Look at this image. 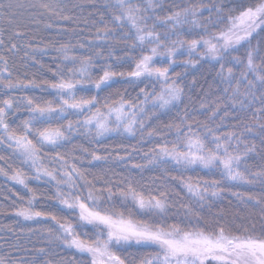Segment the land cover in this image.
<instances>
[{
  "label": "snow or ice",
  "instance_id": "snow-or-ice-1",
  "mask_svg": "<svg viewBox=\"0 0 264 264\" xmlns=\"http://www.w3.org/2000/svg\"><path fill=\"white\" fill-rule=\"evenodd\" d=\"M163 3L164 0H114L109 3L108 8L113 13L110 23L115 28L127 29L117 43L127 45L125 56L128 60L114 55L115 44L108 45L110 50L106 56L100 51L95 55H77L73 53V45L62 44L56 52L64 63H57L52 73L54 80H25L14 78L8 61L0 56V95L6 96L0 99V146L12 150L9 156L0 155V161L4 162L0 165V176L20 185L28 194L27 198L17 195L21 203L15 208L14 215L25 221H51L56 227L44 229L49 243L59 242L63 248L74 250L73 256L79 257L78 264H128L125 254L130 250L146 253L140 264H264V227L259 233L255 231V225L251 229L244 227L243 231L234 230L218 218L204 217L189 204H181L183 211L178 210L175 218L170 220L173 214L169 210L176 205L166 185L155 181L144 184L129 175L121 180H105L97 187L94 180L88 179L85 172L71 162L76 157L61 151L72 142L74 135L81 132L89 136L94 132V138L99 140L113 133L135 136L139 131L143 139L146 121L158 113L170 111L185 95L181 84L169 75L176 63V55L185 44L190 57L202 47L204 52L199 59L218 62L221 71L217 76L228 84L224 89L227 99L218 97L210 120L214 121L222 108L224 115L228 116V104L233 109L239 105L243 110L257 99L261 104L258 112L264 116V56H260L257 63L264 42V0H219L212 7L201 3L171 12L159 26L167 28L170 24L171 29H176L190 24L193 28L204 29L203 33H198L199 39H177L172 41L171 47L162 43L171 39L170 30L162 35L156 32V24L148 26L152 16L157 15L155 9L162 7ZM3 7L0 3V8ZM40 7L51 9L53 6L41 4ZM65 7L66 4L60 5V12L53 14L58 19L70 20V16L62 15ZM204 11L209 15L207 22L202 24L198 17ZM209 25L224 27L209 32ZM47 27L53 25L50 23ZM113 30L105 24L101 31L107 34ZM104 38L97 36L99 40ZM253 39H257L255 46L252 45ZM149 45L152 46L149 48ZM79 46L85 47L83 44ZM87 47L103 48L104 45L90 43ZM241 49H245L244 57L233 55ZM134 50L141 52L139 58L131 54ZM98 58L105 63L97 64ZM157 58L161 65L166 58L167 66H156ZM112 60L116 63H111ZM129 60L133 66H121ZM225 62L232 63L233 67L243 66L241 76L247 80L245 92H240L239 80L232 88L233 67H228L225 75ZM184 63L195 68L199 61L190 59ZM94 68H99L102 74L94 73ZM249 76L254 79H248ZM141 84L144 87L139 88L136 96L127 93V88ZM149 84L153 86L151 91L148 90ZM116 85L127 87L118 94V99L110 102L106 97L100 104V94ZM156 85H159V91ZM24 89H38L50 93L52 98L12 95L14 90L23 92ZM230 90L231 94L227 95ZM256 90H259V96ZM240 96L244 99H238ZM200 107L208 105L202 102ZM21 112L28 115L21 117L18 115ZM17 119L18 124L15 123ZM259 126L264 129V123ZM165 127L169 133L174 132V139H163L151 149L148 164L165 172L170 165L176 166L173 171L196 172L197 178L193 180L191 176L184 178L183 171H180V185L192 203H199L202 208L209 196L219 197L225 190V181L255 182L245 175L247 169L240 170L241 164L246 163L244 158L254 151L255 145L240 151L243 140L236 132L218 134L220 125L213 128L208 122L190 123L186 118ZM245 130L251 132L252 128L245 126ZM157 134L155 129L147 132L149 138ZM91 158L93 161L106 159L95 153H91ZM16 161L19 167H14ZM24 166L35 174L29 176L23 170ZM132 167L142 169L145 165L133 164ZM200 172L211 178L201 177ZM216 173H219L218 178ZM251 175L264 177V169ZM29 179L54 187V196L29 186ZM171 179L176 180L177 176ZM233 195L243 198L240 193ZM42 197L55 199L60 207L56 211L37 210L36 203ZM252 199L248 196V200ZM39 251L43 254L45 250ZM0 264H9V261L0 256Z\"/></svg>",
  "mask_w": 264,
  "mask_h": 264
},
{
  "label": "trees",
  "instance_id": "trees-1",
  "mask_svg": "<svg viewBox=\"0 0 264 264\" xmlns=\"http://www.w3.org/2000/svg\"><path fill=\"white\" fill-rule=\"evenodd\" d=\"M114 3V0H0L4 5L0 8V56H3L8 61V66L13 72L14 78L21 79H49L54 80L52 75L56 70L57 63H64L58 59L59 53L56 49L62 44L73 45L74 54L95 55L100 51L107 55L110 50L108 45L115 44L114 55L124 57L127 45L117 43L124 35L127 29L115 28L111 23L112 11L109 10V3ZM137 2V0H134ZM142 2V0H141ZM219 0H164L163 6L156 8L157 15H153L148 22V26L152 27L156 24V32L163 35L165 31L171 32V39L166 43L167 46H172V41L199 39L198 33H203V28H193L190 24L182 25L179 28L171 29L169 24L167 28L159 26L160 22L171 12L179 8L189 7L203 3L208 7H212ZM11 4L12 7L7 6ZM41 4H50L51 9L40 7ZM67 5L63 9L62 15H68L70 20L58 19L54 12H60V5ZM209 13L203 12V15L198 17L200 22L206 23ZM53 27H47L48 24ZM108 24L109 28L114 29L105 34L101 31L104 25ZM224 25L213 26L209 25V32L218 31ZM21 33L16 35V33ZM175 33H180L177 36ZM97 36H104L102 40L97 39ZM258 39V38H257ZM257 39H253L252 45L257 44ZM103 44V48H88L89 44ZM129 43H131L129 41ZM85 47L81 48L79 45ZM16 45L15 48L12 46ZM152 45H149L150 48ZM187 45L180 48L176 55V63L170 69L169 75L177 79L178 83L184 88L185 95L182 100L170 111L158 113L151 120L146 121V127L143 130L144 138H141V133L138 131L135 136L126 137L123 135L109 137L104 139H95L94 132L92 136L81 132L74 135L71 143L61 149L64 153H70L76 158L71 162L80 167L88 179L94 180L97 187L104 184L105 180H121L125 176H131L134 180L144 184H151L155 181L156 184L166 185L170 191L169 195L175 203V207L170 209L169 219H174V214L179 210L181 204H189L199 214L206 218H218L223 222L231 225L234 230L243 231L244 227L252 228L255 225V231L259 233L264 227V177L257 178L251 173L259 172L264 169V129L260 128V124L264 123V116H261L258 109L261 108L259 99L254 101L250 107H245L243 110L239 105L235 109L228 104L229 115H224L222 108L216 115L214 121L210 120L212 116V108L218 102V97L224 96L227 99L224 89L228 87L227 82H222L217 73L221 71L220 64L212 60H200L199 55L204 52L201 47L191 57L186 51ZM147 51V49L145 50ZM132 55L137 58L141 56L139 50H134ZM245 56V49H241L239 53L233 55ZM264 56V42L261 43V51L257 56ZM199 61L196 67L193 68L190 64L186 65V60ZM231 57H229V61ZM157 58L156 66H167V59L163 65L159 64ZM97 64L105 63L104 60L97 59ZM115 64L116 61L112 60ZM246 63V61H245ZM43 65V67L41 66ZM124 68H130L132 65L129 60L127 64L121 65ZM233 67L232 63L225 62V75L227 68ZM244 68L242 65L233 67L232 88L237 86V80L241 81L239 88L243 93L247 88V80L241 76ZM66 71V69H65ZM94 73L102 74L99 68L92 69ZM180 76H177V74ZM248 79H254L249 76ZM195 82V83H193ZM125 86L116 85L113 88L100 94L99 102L104 103L106 97L113 99L119 98V93L125 91ZM144 87L143 84L136 88H127V93L134 97L139 92V88ZM152 84L148 85V90H152ZM156 90L159 91V85H156ZM231 94V90L227 95ZM13 96L20 95H36L43 96L46 99H51L50 93H42L38 89L14 90ZM256 95L259 96V90H256ZM6 96L0 95V99ZM127 98V97H126ZM238 99H244L243 96ZM250 99V97H249ZM204 102L208 107L201 108V103ZM185 109H187V117H185ZM25 117L28 114L21 112L18 114ZM181 118H186L189 122L202 121L208 122L210 127L218 129L219 133L236 132L240 135L243 143L239 145L240 151H244L245 147L255 145L253 152L249 153L244 158L246 163L240 166L241 171H245L250 179L254 180L251 184L234 183L230 181L224 182V191L219 197L213 198L209 196L208 200L201 208L199 203H192L185 189L180 185V171H173L176 166H168V171L165 172L159 167L148 164L151 149L157 147L158 143L163 139H174V132L169 133L165 125L169 123H179ZM223 118V123H221ZM73 120L76 117H72ZM81 119V117H80ZM82 120V119H81ZM19 123V120H15ZM198 126V125H197ZM245 126H251L252 131L245 130ZM155 129L157 135L149 138L147 132ZM86 149V151L82 150ZM11 149L7 146H0V155L9 156ZM91 153L106 157L100 161H93ZM145 153L149 155L146 156ZM54 155V154H53ZM123 157V159H117ZM4 162L0 161V165ZM133 164L145 165L142 169L133 168ZM19 162H14V167H19ZM51 166V165H49ZM29 176L34 175L27 166H24ZM10 171V170H9ZM184 178L189 176L193 180L197 178V173L193 171H183ZM199 175L204 178H211L204 172ZM172 176H177L176 180H172ZM215 176L218 178L219 173ZM31 187L37 188L46 192L49 196H54L55 188H50L43 181L28 180ZM81 187L83 185L81 184ZM233 193L242 194V199L237 198ZM86 194V189H85ZM17 195H24L27 198V192L20 185L8 180L4 176H0V256L8 259L9 264H78L79 257L73 256V251L63 248L59 242L49 243L47 232L44 229L51 226L55 228L51 221H25L14 215V210L21 203L17 199ZM248 196H252V200H248ZM259 200L261 203H257ZM60 205L55 199L41 198L36 203V209H44L56 211ZM75 219V217H72ZM39 249H44V253H40ZM127 256L128 264H140V260L146 253L130 250Z\"/></svg>",
  "mask_w": 264,
  "mask_h": 264
},
{
  "label": "rangeland",
  "instance_id": "rangeland-1",
  "mask_svg": "<svg viewBox=\"0 0 264 264\" xmlns=\"http://www.w3.org/2000/svg\"><path fill=\"white\" fill-rule=\"evenodd\" d=\"M179 103V102H178ZM177 103V104H178ZM176 104V105H177ZM149 107H150V105H149ZM81 119H83V117H81ZM115 136H119L118 134H115V133H113V134H111V135H109V136H106V137H103V138H100V139H104V138H109V137H115ZM123 136H126V137H132V136H128L127 134H124ZM35 174V173H34Z\"/></svg>",
  "mask_w": 264,
  "mask_h": 264
}]
</instances>
